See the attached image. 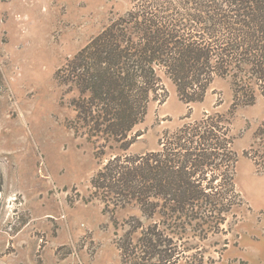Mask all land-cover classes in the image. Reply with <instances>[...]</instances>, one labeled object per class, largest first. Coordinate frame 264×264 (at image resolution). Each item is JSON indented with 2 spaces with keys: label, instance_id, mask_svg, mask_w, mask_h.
I'll use <instances>...</instances> for the list:
<instances>
[{
  "label": "trees",
  "instance_id": "16d2710c",
  "mask_svg": "<svg viewBox=\"0 0 264 264\" xmlns=\"http://www.w3.org/2000/svg\"><path fill=\"white\" fill-rule=\"evenodd\" d=\"M56 79L72 96L71 128L96 139L101 155L118 150L91 186L104 211L141 213L116 242L124 264H178L175 236L218 231L243 203L232 113H206L166 132L158 149L126 152L152 102L168 98L167 84L186 104L204 102L218 80L229 82L234 109L264 101V0H134ZM244 154L264 166V121Z\"/></svg>",
  "mask_w": 264,
  "mask_h": 264
},
{
  "label": "rangeland",
  "instance_id": "374dc122",
  "mask_svg": "<svg viewBox=\"0 0 264 264\" xmlns=\"http://www.w3.org/2000/svg\"><path fill=\"white\" fill-rule=\"evenodd\" d=\"M133 2L0 0V236L26 227L28 242H49L46 258L53 264L60 259L64 264H124L116 242L128 230V220L142 218L133 205L106 212L94 196L93 176L118 150L107 148L101 155L96 139L71 128L72 96L56 79L66 60ZM167 85L168 98L152 102L145 122L134 130L140 136L126 153L158 149L166 132L206 113H232L239 155L236 189L243 199L218 231L175 236L178 264L256 262L248 247L252 234L264 237V166L244 152L264 121L263 99L234 109L229 82L218 80L204 102L186 104Z\"/></svg>",
  "mask_w": 264,
  "mask_h": 264
},
{
  "label": "flooded vegetation",
  "instance_id": "af4514ba",
  "mask_svg": "<svg viewBox=\"0 0 264 264\" xmlns=\"http://www.w3.org/2000/svg\"><path fill=\"white\" fill-rule=\"evenodd\" d=\"M1 17L0 12V21ZM24 228L26 227H14L12 236H0V264H53L46 258L50 254L49 242L41 244V239V243L35 246L28 242L27 235L23 234ZM64 263L65 259H60L58 264Z\"/></svg>",
  "mask_w": 264,
  "mask_h": 264
},
{
  "label": "crops",
  "instance_id": "0c3cea01",
  "mask_svg": "<svg viewBox=\"0 0 264 264\" xmlns=\"http://www.w3.org/2000/svg\"><path fill=\"white\" fill-rule=\"evenodd\" d=\"M262 236H259V234L257 236H253L252 234L251 244L248 249H250L252 257H257V261H252L251 264H264V237ZM242 246L246 248L245 245Z\"/></svg>",
  "mask_w": 264,
  "mask_h": 264
}]
</instances>
